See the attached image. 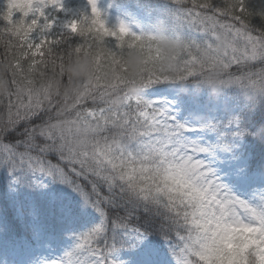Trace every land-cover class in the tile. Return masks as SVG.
Masks as SVG:
<instances>
[{
    "label": "snow or ice",
    "instance_id": "obj_1",
    "mask_svg": "<svg viewBox=\"0 0 264 264\" xmlns=\"http://www.w3.org/2000/svg\"><path fill=\"white\" fill-rule=\"evenodd\" d=\"M86 3L0 9V264H264V0Z\"/></svg>",
    "mask_w": 264,
    "mask_h": 264
},
{
    "label": "clouds",
    "instance_id": "obj_2",
    "mask_svg": "<svg viewBox=\"0 0 264 264\" xmlns=\"http://www.w3.org/2000/svg\"><path fill=\"white\" fill-rule=\"evenodd\" d=\"M158 46L161 50L167 51L169 46V41L167 39H161L158 42ZM142 61V55L138 50H130L127 54V57L125 59V64L129 69V72H134L139 67L140 63ZM88 59L82 58L79 63L73 62L67 65L66 71L77 80L82 74H85L84 66L87 65Z\"/></svg>",
    "mask_w": 264,
    "mask_h": 264
},
{
    "label": "trees",
    "instance_id": "obj_3",
    "mask_svg": "<svg viewBox=\"0 0 264 264\" xmlns=\"http://www.w3.org/2000/svg\"><path fill=\"white\" fill-rule=\"evenodd\" d=\"M107 12V11H106ZM107 22V21H106ZM108 23V22H107ZM117 22H113V20H112V22H110V23H108L109 25H113V24H116ZM3 52V48L2 47H0V53H2ZM2 107H3V105H0V109H2Z\"/></svg>",
    "mask_w": 264,
    "mask_h": 264
}]
</instances>
